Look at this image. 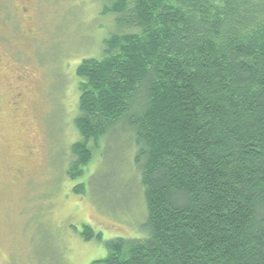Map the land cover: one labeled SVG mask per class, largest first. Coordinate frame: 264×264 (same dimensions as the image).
I'll list each match as a JSON object with an SVG mask.
<instances>
[{"label": "trees", "instance_id": "16d2710c", "mask_svg": "<svg viewBox=\"0 0 264 264\" xmlns=\"http://www.w3.org/2000/svg\"><path fill=\"white\" fill-rule=\"evenodd\" d=\"M105 1L119 33L76 68L66 175L127 135L148 235L93 264H264V0Z\"/></svg>", "mask_w": 264, "mask_h": 264}, {"label": "rangeland", "instance_id": "374dc122", "mask_svg": "<svg viewBox=\"0 0 264 264\" xmlns=\"http://www.w3.org/2000/svg\"><path fill=\"white\" fill-rule=\"evenodd\" d=\"M109 6L24 0L23 15L0 0V264H93L107 255L105 242L148 235L127 135L101 142L82 178L66 175L79 140L76 68L100 59L117 30L103 14ZM85 225L102 241H85Z\"/></svg>", "mask_w": 264, "mask_h": 264}, {"label": "flooded vegetation", "instance_id": "af4514ba", "mask_svg": "<svg viewBox=\"0 0 264 264\" xmlns=\"http://www.w3.org/2000/svg\"><path fill=\"white\" fill-rule=\"evenodd\" d=\"M13 5H16V9L20 11L21 14L25 15L27 13L25 7H24V0H10ZM16 97L19 99V95H16Z\"/></svg>", "mask_w": 264, "mask_h": 264}]
</instances>
